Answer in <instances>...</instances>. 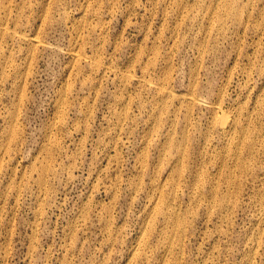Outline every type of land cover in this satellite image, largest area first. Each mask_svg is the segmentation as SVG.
<instances>
[{"label": "rangeland", "instance_id": "374dc122", "mask_svg": "<svg viewBox=\"0 0 264 264\" xmlns=\"http://www.w3.org/2000/svg\"><path fill=\"white\" fill-rule=\"evenodd\" d=\"M0 193V264H264V0H0Z\"/></svg>", "mask_w": 264, "mask_h": 264}, {"label": "bare ground", "instance_id": "6f19581e", "mask_svg": "<svg viewBox=\"0 0 264 264\" xmlns=\"http://www.w3.org/2000/svg\"><path fill=\"white\" fill-rule=\"evenodd\" d=\"M222 124H224V122H222ZM2 199V195H1V193H0V200ZM0 210H1V207H0Z\"/></svg>", "mask_w": 264, "mask_h": 264}]
</instances>
